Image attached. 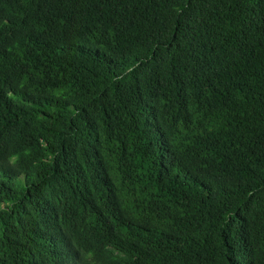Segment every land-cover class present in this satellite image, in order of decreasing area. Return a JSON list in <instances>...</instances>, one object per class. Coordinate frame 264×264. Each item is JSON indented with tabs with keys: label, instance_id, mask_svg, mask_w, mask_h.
Segmentation results:
<instances>
[{
	"label": "trees",
	"instance_id": "trees-1",
	"mask_svg": "<svg viewBox=\"0 0 264 264\" xmlns=\"http://www.w3.org/2000/svg\"><path fill=\"white\" fill-rule=\"evenodd\" d=\"M0 264H264V0H0Z\"/></svg>",
	"mask_w": 264,
	"mask_h": 264
}]
</instances>
